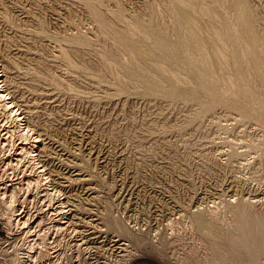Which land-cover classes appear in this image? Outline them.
Returning <instances> with one entry per match:
<instances>
[{
  "label": "rangeland",
  "instance_id": "obj_1",
  "mask_svg": "<svg viewBox=\"0 0 264 264\" xmlns=\"http://www.w3.org/2000/svg\"><path fill=\"white\" fill-rule=\"evenodd\" d=\"M68 1L0 0V59L2 58L0 60V80L2 79L4 63H7V58L14 63H12L13 66L10 69L13 70L11 76L14 73L12 79L14 83H11L15 86V89H18L15 92V94L17 93L16 96L24 103L37 104L39 108H37L39 114L33 117L36 124L38 121L37 128L41 130L42 128L47 129L48 132L46 130L44 132L49 136L52 135L50 137L56 138L60 143L63 142L62 145L68 150L82 153H80L82 157L80 156L79 160L83 163L86 172L88 171L87 173H89L90 183L85 185V182L81 184L79 183L80 181H75L74 189H66L67 191L60 190L59 186L54 187L53 181L47 180L38 189L31 187L29 190L25 185V189L26 187L28 189H21V192H18V196L19 198L21 197L19 206L24 211L23 214L27 213L28 215V224L24 227L21 224L22 228L15 225L14 231L16 232L10 238L6 237L8 233L6 228H3V231L0 230V237L4 236L7 238L5 243V239H0L1 263L13 264L11 259L8 260V257H11V253L12 255L21 253V258L25 264H32L33 262L39 264L43 262L45 264H50L51 262V264H221L218 260L212 258L206 241L197 233L189 213L200 209L210 213L211 217V214H213V218L217 217L218 219H215L220 220L224 225H229L235 217L231 207H229V203L234 205L233 202L237 204V202L241 201L240 199H245L244 202L248 200V202L252 203L249 202L253 210L264 211L263 112L252 101L243 99L242 102H245L249 107L245 103L244 106L251 112L247 115L246 112L244 113V111L238 109V106L235 105V100L230 102L234 99L231 98L230 100L225 99L227 102L225 100L220 101L212 110L201 114L199 112L200 104L196 99L189 100L184 96L173 98L164 95L157 96L143 92L135 85L127 91L129 94L126 92L128 96L125 93L119 94V91L114 86H110L111 79H108V84H100L93 77H87L88 73L84 71L83 74V71L79 70L76 64L88 66L93 64L94 69L100 70L99 67L101 65H99L100 60L96 50L97 47L98 49L102 48L104 42L99 37L97 21H94L88 10L84 9L83 4L79 0ZM250 1L262 13L264 23V0ZM105 2L107 3L103 5L104 9L105 7L114 9L120 3L125 11H129L128 13L126 12L127 14H130V12H132L131 15L141 13L147 17L148 4H165V0H105ZM6 13L8 16L12 15L11 18H14L15 23H17L15 27L11 26L5 19L7 18ZM168 20L170 18H167ZM75 32H82L91 39L93 38V45L75 44L74 46V43L70 45L71 43L67 40H69V36L75 35ZM55 35H57L58 39ZM60 37L67 40H60V42L62 41L60 43L58 42ZM59 43H65V46L68 44L71 49L76 47L72 52L76 51L78 47L79 49L81 48L82 52L79 51L80 54L78 52L73 55L75 59L73 65H66L67 62L65 63L59 52V50L61 51ZM94 66H97V68ZM49 72L51 74L54 72L53 76H57L59 73L56 79L61 80L60 84L47 80ZM1 84L3 85L2 89H5L4 83L1 82ZM105 87L108 88L106 89ZM46 90L52 94H48ZM45 92L49 97H44ZM109 94H113L112 99H110ZM8 95L13 100L12 96ZM1 111L0 128H14L13 126H16L18 122L6 117V114ZM20 111L21 109L18 112ZM43 113L47 115L45 116ZM20 116L23 117L20 120V122L22 121V126H26V117H24L23 113ZM48 122L50 123L48 124ZM42 124L43 126L41 127ZM33 131L36 132L35 126ZM17 136L16 132L15 137ZM56 152L57 150H55V154H57ZM2 155L0 153V185L3 182L11 181L14 177L22 179L25 176L24 172L32 174V162H28L30 161L28 158L27 162L23 161L24 163L21 162L20 165L8 166L4 163L5 158ZM7 160L6 162L9 161ZM69 160L70 158H66L64 162ZM36 161L38 162L37 159ZM62 170L65 169L63 168ZM91 172L93 175H90ZM76 182L78 184H75ZM89 184L93 187L96 185L94 190H98L99 193L97 191L91 194L87 193L86 187ZM75 185H78V187ZM46 186L53 190L57 187V195L48 194L46 190H40V188ZM93 194H95L94 198ZM66 196L70 197L67 199ZM71 197L72 200L76 198V201H72ZM73 202L77 203L74 204ZM57 203L65 205L62 206L61 211H56L53 208ZM108 203L112 204L111 211L113 214L124 220L128 227L138 232H144V243L136 244L128 237L121 235L120 237H123L122 242L126 241L127 244L124 242L125 244L123 243L120 249L112 246L111 242L113 241L110 237L117 232H113L115 228H111L107 222L104 223L106 221L104 218L105 206ZM227 204L228 206H226ZM72 206L74 210L71 209ZM217 212L219 213L217 214ZM59 221L60 225L56 226ZM53 223H56V225H53ZM2 226L4 224L0 223V227ZM28 229L31 230V233L38 232V230H44L48 233L47 240L49 244H46L47 247L43 245V242H40L42 241L41 236L31 234L30 237H26L25 232ZM23 230L26 231L24 232ZM97 236L100 238H97ZM105 236L108 237L106 238ZM101 238L106 240L103 241ZM107 239L110 241H107ZM127 239L130 241H127ZM28 242H32L31 245ZM30 246H33V248ZM42 247H45V250ZM50 251L52 255H55L51 259L47 256ZM26 254H29V256ZM25 255L30 258L27 259Z\"/></svg>",
  "mask_w": 264,
  "mask_h": 264
},
{
  "label": "bare ground",
  "instance_id": "obj_2",
  "mask_svg": "<svg viewBox=\"0 0 264 264\" xmlns=\"http://www.w3.org/2000/svg\"><path fill=\"white\" fill-rule=\"evenodd\" d=\"M67 1L68 0H66V2ZM79 1L85 7L84 9L88 10V12L90 13V16H92V18H94V21H97L98 30H97V26L96 25L95 26H96V30L99 31L100 36L98 34L97 35L99 37H101L102 40L101 39L100 40L104 42V45L102 44V48L98 49V47H97V50H96V54L100 60L99 65H101V67L98 66L100 68V70L94 69L92 66L93 64H91L89 66L85 65V64L84 65L78 64V63L76 64V67L78 66V69L82 70L83 74H84V71H85V73H88L87 77H89V76L93 77L94 80L98 81L100 84L101 83L108 84L109 83L108 79H111L109 85L114 86V88L119 91V92L117 91L119 94H122V93L126 94V92L130 89V87L132 88V86L135 85V86L139 87L143 92L155 94L157 96L158 95H164V96L172 97V98L177 97V96H184L189 100L196 99L200 104L199 112H201V114H204V113L212 110L216 105H218V103L220 101H223L225 99L230 100L231 98L232 99L234 98V99L230 102H233L235 100L234 102H236L235 105L238 106V109L244 111V113L246 112L247 115H249L251 112L244 106L245 102L244 103L242 102L243 99L252 101L254 103V105L257 106L264 114V23L262 20V17H263L262 13L260 12V10H258L256 7H254L251 4L250 0H165V2H164L165 4H161V5H159L160 3H158V4L153 3L151 5L148 4L149 5V6L147 5V7H149V11L147 13L148 17L146 15L144 16L141 13H138V14L136 13L135 15H133V14L131 15L132 12H130V14H127L129 11L128 12L125 11L122 7L123 5L121 6L120 3L117 4L116 8H114L115 7L114 6L113 7L114 9H111V7H110V9H109V7H107V8L105 7V9H104L103 5H105V3H107V2H105V0H79ZM60 7H61V5H60ZM7 13H6L7 18H5V19L8 21L9 24H11V26L15 27L17 25V23H15L13 17H12L13 19L11 18L12 15L8 16ZM62 16H63V14H62ZM167 18H170V20L167 21ZM91 20H93V19H91ZM41 24H42V22H41ZM26 32H24V33H26ZM43 32H44V30H43ZM33 34H34V32H33ZM45 35H46V32H45ZM55 36L57 37V35H55ZM61 37H60L58 42H60V40L64 39V38L61 39ZM65 37H67V35H65ZM18 39H20V38H18ZM57 39H58V37H57ZM68 39L69 40H67V39L66 40L71 43L70 45H72V43H74V46H75V44L76 45L88 44V46H89L90 44L93 45V43H94L93 38L91 39L90 37L86 36V34H84L82 32L76 33L75 35L73 34V35L69 36ZM63 42H66V41H63ZM60 43H62V41ZM64 44H60L61 51L59 50V52L61 53V57L65 60V63L67 62L66 65H68V64L73 65V63H75V61H74L75 59H74L73 55H76V53L81 51L80 50L81 48L79 49V47L77 46L78 48L76 49V51L72 52V50H74L76 47H73L74 49H71V48H69L71 46L68 47V44L66 46ZM94 49H95V47H94ZM32 50H34V49H32ZM21 52H22V49H21ZM26 52H27V50H26ZM79 54H80V52H79ZM85 54H87V53H85ZM8 55H10V54H8ZM15 56H16V54H15ZM21 57H24V56H21ZM77 58H79V57H77ZM96 59H98V58H96ZM6 60H7V63L6 62L4 63V72L2 74V79L0 80V83L3 82L5 85L4 86L5 89H2V86H3L2 84L0 85V110H2L1 112H4V114H6V117H10L11 120H13L15 122L17 121L18 123H16V126H13L14 128H12V127L11 128L10 127L5 128V129L0 128V153L3 154L2 156H4V158H5L4 163H6L8 166L9 165L10 166L18 165V164L20 165L21 162L22 163H24L23 161L27 162V160L29 159L30 161H28V162H32L31 171H33L32 174L31 173L27 174L26 172H24L23 174H25V176L22 179L19 178L20 180L18 179V177L17 178L14 177L11 179V181L3 182V184L1 183V185H0V223L4 224V226L0 227V230L3 231V228H6L7 229L6 232H8L6 237L10 238L11 235L14 236V234L16 232V231H14L15 225L18 227H21V224H23L22 226L24 227V226H27L26 224H28L27 223L28 222V215H27V213L23 214L24 211H22L21 210L22 208L19 206V203H21L20 202L21 197L19 198V196H18V192L19 191L21 192V189H23V188L25 189V185L29 188V190L31 189V187H35L38 189L39 187L42 186V184L46 183V180H47L50 182L53 181L52 184L54 185V187L59 186L61 188L60 190H62V189L63 190H66V189L73 190L75 181H80L79 183H81V184H82V182H85V185H87L86 183H90L89 182L90 177H88L89 173H87L88 171L86 172V169H85L83 163L80 162V160H79V158L82 154L81 152H80L81 153L80 154L78 152H75V150L74 151L68 150L67 148H65L62 145L63 142L60 143L59 140H56V138L54 139V138L50 137L52 135L49 136L47 133H45L44 130H46L48 132L47 129L42 128V130H41V129L37 128L38 127L37 126L38 121L36 120L37 121V124H36L33 117L35 115L39 114V112L37 111L38 106H37V104H34L33 102H32L33 104H31V102H28V103L25 102L24 103V101L22 102V100L18 96H16L17 93L15 94V92H16L17 88L15 89V86L12 84V83H14L12 80L14 73L11 76V72L13 71L11 69H12V66L14 63H13V61L11 62V60H8L7 58H6ZM29 60H31V59H29ZM42 60H44V59H42ZM87 60H89V59H87ZM95 68H97V66ZM14 70H16V69H14ZM82 71H80V72H82ZM45 73H46V71H45ZM45 73H43V74H45ZM53 73L51 74L49 72L48 78L51 77L50 79H48L47 76H45V77L49 81H52L55 83L58 82V84H60L59 82L61 80L56 79V77H58L59 73H58V75L54 74L57 76H53ZM18 74H20V73H18ZM85 75H87V74H85ZM34 77H35V75H34ZM31 82H30V84H31ZM76 82H78V81H76ZM106 84H105V86H107ZM16 86H18V85H16ZM43 86H45V85H43ZM112 89H113V87H112ZM49 91H51V90H49ZM117 92H115V93H117ZM43 93H44V91H43ZM47 93H48V91H47ZM47 93L45 94L44 97H49L48 94L50 92L48 94ZM112 93L114 94V92H112ZM8 94H10L12 96L13 100H11L8 97L9 96ZM40 94H41V91H40ZM50 94H52V93H50ZM113 94H111V95L109 94L110 99H112L111 97ZM119 94H118V97H119ZM128 94H126V95H128ZM8 99H10V100H8ZM43 99H45V98H43ZM102 99H104V98H102ZM113 99H114V97H113ZM246 100H244V101H246ZM46 102H44V103L46 104ZM252 102H250V103H252ZM107 105H108V103H107ZM124 106H125V104H124ZM247 106L249 107V105H247ZM16 107H18V108H16ZM19 109H21L20 112H18ZM236 109H237V107H236ZM250 109H252V108H250ZM252 110H254V109H252ZM22 113L24 114V117H26V120H27L26 126H22L23 125V124H21L22 121L20 122V120H22V118H23L20 116ZM6 117H5V119H6ZM51 122H52V120H51ZM41 123H42V121H41ZM49 123L50 122H48V124ZM34 126L36 129V132L33 131ZM42 126H43V124L41 125V127ZM50 126H52V125L50 124ZM16 132L18 135L17 137H15ZM139 140H141V139H139ZM55 150H57L56 153L59 156L57 154H55ZM124 150H125V148H124ZM62 156H64V157L61 158ZM65 157L70 158V160L67 162H64V160L66 159ZM89 157H91V156H89ZM36 159L38 160V162L36 161ZM6 160L8 162H6ZM147 161H149V160H147ZM19 167H17V168H19ZM63 168L65 170H62ZM93 173H95V172H93ZM90 175H93L92 172ZM16 179H18V180H16ZM133 180H134V178H133ZM75 184H78V182H76ZM95 186L93 187L92 185L90 186V184H89L86 187V192L90 193V194L93 193L95 191L94 189H96ZM135 186H137V185H135ZM27 187L25 190L28 189ZM76 187H78V185ZM56 188H54L55 190H53L51 188L52 189L51 190L50 188H48L46 186V187L40 188V190H46V192L48 194L57 195L56 192H58V191L56 190ZM131 190H133V189H131ZM96 191L98 192V190H96ZM84 194H85V191H84ZM70 196H71V194H70ZM70 196H68V197L66 196V198L68 199ZM72 196H74V195H72ZM94 196H95V194H93V198H94ZM75 199H73V200H75ZM71 200H72V197H71ZM240 200L241 201L237 202V204H235L233 202L234 205H230V203H229V207H231V209L233 211V215L235 216L233 222L231 221L232 223L229 225H224V223H222L220 220L219 221L217 220L218 219L217 217L213 218V216H214L213 214H211L212 215V217H211L209 215L210 213H206L205 211L200 210V209H198L197 211L194 210V212L193 211L190 212L189 215L191 216L192 222L194 224V227H195L197 233L201 236V238L204 241H206V245L208 246V249H210V251H211L212 258H214L215 260H218L221 264H264V211L263 210L262 211L261 210L255 211L251 207L252 203L250 201L249 202L251 204H249L248 200H246L247 202L246 201L244 202L245 199H240ZM70 203H71V201H70ZM76 203H74V204H76ZM63 205L57 203L56 206L55 205L53 206V208L56 211H59V210L61 211ZM111 205L112 204L108 203L105 206V208H106L105 209L106 211L104 213L105 215L104 214H102V215H104V218L106 219V221L104 223L107 222V224L111 228H115L114 229L115 231H113V230L112 231L117 232L115 234L113 233L114 234L112 236L113 238L110 237L111 240L114 242V243L111 242L113 244L112 246L116 247V249H120L122 247V244L126 241L122 242L123 237H120L121 235L128 237L130 240H132L136 244L140 245L141 243H144L143 242V240L145 241V236L143 234L144 232H138L136 230H133V228L131 229L130 227H128V225L124 222V220H121L120 218L116 217L113 214V212L111 211V209H112ZM174 206H175V204H174ZM197 206H199V205H197ZM226 206H228V204ZM78 207H79V205H78ZM71 209H73V206ZM90 210H88V211H90ZM77 213H79V212H77ZM218 213L219 212H217V214ZM72 214H73V212H72ZM82 217H83V215H82ZM215 218H217V219H215ZM91 220H93V219H91ZM94 220H96V219H94ZM54 222H56V221L54 220ZM70 223H72V222L70 221ZM225 223H227V222H225ZM38 225H40V224H38ZM53 225H56V223H53ZM53 225H52V227H53ZM58 225H60V221L58 222V224L56 226H58ZM105 226L107 227V225H105ZM21 228H20V230H22ZM92 228H94V227H92ZM30 229H28L27 231L25 230L26 232L23 230L25 232V236L30 237L31 234L41 236L42 241H40V242H43L44 243L43 245L47 247L46 244L48 243V240H47V234L48 233H46L44 230L43 231L38 230V232L31 233L32 229L31 230ZM101 229H103V228L101 227ZM101 231H103V230H101ZM170 233H172V232H170ZM93 235H94V233H93ZM96 235H97V233H96ZM99 235H100V233H99ZM101 235H102V233H101ZM23 236H24V234H23ZM33 236H31V237H33ZM6 237L3 236V237H0V239H5L4 240V243H5L7 241ZM105 237H103V238H105ZM97 238H100V237L97 236ZM103 238H101V239L103 240ZM17 239H18V236H17ZM33 239H34V237H33ZM85 239L87 240V238H85ZM91 239H92V237H91ZM129 239H127V241ZM105 240H103V241H105ZM107 241H110V240L107 239ZM31 243H29V244L31 245ZM126 244H127V242H126ZM30 247L33 248V246H30ZM42 248H44V250H45V247H42ZM46 249H48V248H46ZM113 249H115V248H113ZM124 250H126V249H124ZM15 252H16V250H15ZM20 254L21 253H19V254L14 253L12 255V253H11V257L10 258L8 257V260L11 259V262L13 264H25L23 262V259L21 258ZM40 254H41V252H40ZM27 256H29V254ZM47 256L50 257V259L52 257H55V255H52L51 251L49 252V254ZM23 258H24V256H23ZM28 258H30V257H27V259ZM30 260L32 261V259H30ZM25 262L27 263V261H25ZM53 263H54V261H53ZM32 264H39V263L33 262ZM40 264H45V262L40 263Z\"/></svg>",
  "mask_w": 264,
  "mask_h": 264
},
{
  "label": "built area",
  "instance_id": "obj_3",
  "mask_svg": "<svg viewBox=\"0 0 264 264\" xmlns=\"http://www.w3.org/2000/svg\"><path fill=\"white\" fill-rule=\"evenodd\" d=\"M0 264H2L1 261H0Z\"/></svg>",
  "mask_w": 264,
  "mask_h": 264
}]
</instances>
